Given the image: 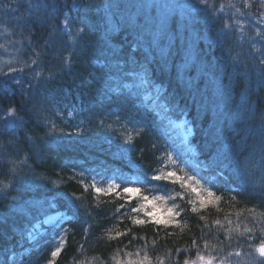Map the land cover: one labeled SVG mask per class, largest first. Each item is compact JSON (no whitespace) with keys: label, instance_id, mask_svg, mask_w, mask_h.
I'll list each match as a JSON object with an SVG mask.
<instances>
[{"label":"trees","instance_id":"1","mask_svg":"<svg viewBox=\"0 0 264 264\" xmlns=\"http://www.w3.org/2000/svg\"><path fill=\"white\" fill-rule=\"evenodd\" d=\"M225 1L234 7L228 15H212L193 0H108V8L102 0H77L76 8L71 7L73 0H46L58 6L50 7L44 17L43 9L30 10L19 3L17 11L18 0H0V44H4V29L11 33L6 34L10 41L6 49L0 48V54L7 57L10 52L16 57L15 61L0 58V71L19 68L18 60L30 63L32 48L41 52L45 69L60 66L57 54L72 53L75 60L70 72L35 90L27 87L34 72L27 68L25 73L13 72L12 76L22 78L23 94L11 77H0V115L10 106L28 103L30 92L38 107L64 113L53 116L55 134L38 142L31 152L32 146L24 142V129L16 132L20 143L5 148L8 153L19 148L21 159L29 154L30 158L21 166L14 190L0 191V264H48L60 237L65 244L55 264H136L145 254L151 264H184L187 259L206 264L208 259L221 260L231 253L255 252L252 246L260 243L264 228L260 223L264 220L260 216L264 213V177L257 167L264 139V75L259 70L264 66L258 60L234 63L232 49L240 40L235 28L224 31L223 25L232 23L236 13L248 21L264 19V7L259 0L210 3L218 13ZM65 15L73 34L84 23L88 25L87 34L76 44L65 31ZM21 17H31V22L24 24ZM260 26L264 31V23ZM12 42H17L14 47ZM21 49L23 55L18 52ZM93 77L99 81L96 91L82 95L76 90L81 79ZM85 100L84 111L68 117L66 109L71 105L80 108ZM181 119L194 126L189 144L173 128L172 120ZM141 128L144 131L137 135ZM129 135L132 142L126 144ZM235 143L246 144L245 156L256 152L257 164L251 166L255 185L243 184L232 169L218 175L213 164L216 154ZM171 154L178 164L170 162ZM157 169L195 176L201 182L193 186L201 196L206 195L202 188L209 186L204 181L215 178L218 188L213 191L223 198L218 205L213 199L196 214L186 203L192 199L200 207L190 188L182 190L177 183L155 192L142 189L137 196H163L157 206L179 204L185 211L177 217L181 227L133 226L128 216L121 222L120 214L114 215L122 199L95 193L82 178L87 172H101L124 183L126 176L133 175L145 184ZM11 179L0 175V189ZM164 183L151 181L148 187ZM84 185H89L87 190ZM229 187L236 191L229 192ZM179 191L183 199L176 198ZM139 203L143 201L134 196L129 207ZM126 211L121 209V213ZM133 215L145 218L144 212ZM126 228L131 232L116 238ZM246 228L253 229L251 240ZM194 238L203 261L197 259Z\"/></svg>","mask_w":264,"mask_h":264},{"label":"snow or ice","instance_id":"2","mask_svg":"<svg viewBox=\"0 0 264 264\" xmlns=\"http://www.w3.org/2000/svg\"><path fill=\"white\" fill-rule=\"evenodd\" d=\"M261 7H264V0H259ZM19 3H23L26 5V7L30 10H44V17L48 16V9L57 7L58 5H48L46 3V0L44 2H41V0H18V7L17 11H19ZM200 3L205 6V9L208 10L212 15L216 14V8L215 6L210 3V0H200ZM102 6L105 8L110 7V4L108 3V0H102ZM249 6V5H246ZM7 7H11V5H8ZM72 8L78 7L77 0H73ZM87 7V6H86ZM224 5H220V11H223ZM237 12H239V9H237ZM243 15V13H241ZM20 20L24 23H30L31 17H21ZM62 23L64 25L65 31L68 34L69 40L72 44L78 43V40L83 36L87 34L88 25L86 23L83 24V26L77 28L76 33L73 34L69 29V17L67 15L64 16ZM259 23H264V19L259 21ZM240 25V21L236 20L233 23H227L225 22L223 25L224 31H230L234 27ZM241 27V31H242ZM4 32L8 35H11V33L8 31L7 28L4 29ZM15 43L12 42V46H15ZM22 43V42H20ZM29 44H31V41H29ZM7 45L0 44V48L6 49ZM252 50L253 54L256 56L258 63L261 66H264V32H261L259 28L256 29L255 32V38L253 39L252 44ZM20 55H23V50H18ZM30 55H31V62L28 63L26 61L18 60L17 63H20L21 66L19 68L15 67H9L8 71H0V77L8 76L11 77L14 81V83L18 86L21 93L23 94L25 91L24 83H22L21 77L12 76L13 72H19V73H25V68L29 70V72H34V75L29 76V83L27 84L28 89L35 90L37 87H39L41 84H47L51 81L56 80L58 77H62L63 74L67 71L70 72L73 69V66L75 64V60L73 58L72 53H69L68 55H65L63 57L59 56L58 54L55 56L57 60H60V66L56 67L55 65H48L45 69L44 61L41 59V52H38L35 50V48L30 49ZM232 60L234 63L239 64V61L236 57H232ZM261 71V74L264 75V67H261L259 69ZM99 86V81L95 80V77L93 79L84 80L81 79V82L76 85V90H79L82 95H87L88 93H91L93 91H96ZM28 103H31L33 106L28 107ZM28 103L20 104L17 106H10L7 109H4L3 115H0V175H8L11 176V180L4 184L3 189H0V191L4 190H14L19 170L21 166L27 164V160L30 158L29 155L23 156V158H20L21 149L17 148L15 152L8 153L6 152L5 148L6 146H14L18 145L20 143L16 132L18 130L24 129L25 130V143L30 144L32 147L29 150L30 152L35 148L38 142H43L47 137L52 136L55 134L56 131V123L53 119V116H63L64 113L62 111H53L49 112L48 108L46 107H38V101H35L33 99L32 93H29V101ZM88 102L87 100L82 101V107L75 108L73 107L72 112L67 113L68 115L73 114H79L84 111V106H87ZM35 122V123H33ZM32 123V127H28V125ZM99 125L101 127L104 126V120L101 119L99 121ZM44 129H47V131H44ZM43 131L44 135L43 137L40 135V132ZM82 131V130H81ZM144 131L143 128L137 130V135H140ZM262 133H264V128H262ZM132 137L129 135L124 139V143L131 144ZM153 147H155L153 145ZM247 151L246 144L242 147L240 143H235L232 145L227 146L224 150L218 152L216 154V159L213 161V164L217 169H219L218 175H223L225 169H232L234 173L239 177L240 181L243 184L247 185H255L257 183L255 179V174L253 173L251 166L253 164H257L256 161V152L250 153L248 156L244 155V152ZM260 152V162L257 164V167L259 169V173L261 177H264V139L261 141V147L259 149ZM15 156L16 158L13 159L12 157ZM176 163V161H174ZM157 174L151 175L150 177H147L145 180V188L144 191H152L155 192L157 189L163 190L167 184H179V187L183 190L186 188H190L192 192L196 193L198 197V202L200 207L198 208L196 206L197 201H194L192 199H188L186 201L187 204L191 205L190 211L192 213L199 214L201 209L207 208V206L212 203L213 199L216 202V205H218V202L223 198L222 196H217L216 192L213 191L214 188H218V184L216 183L215 178H213L211 181H204L205 185H209L207 187H203L202 190L204 193H206L205 196L200 195V190H198L196 187L193 186V184H200V180H197L195 176H189V175H179L176 171H168L161 173L157 169ZM225 180L228 179L227 176L224 177ZM151 181H163L165 182L163 185L161 184H151V187H148V184ZM83 183V181H81ZM85 190L88 189L89 185H84ZM91 187L94 189V192L99 194L102 192L108 193V194H114L115 198L122 199L124 202L121 203L117 208L115 209V214L119 213L118 219L122 222L124 216H128L129 220L131 221L133 226H144L148 223H151L155 228L159 229L161 227L167 228L169 225H173L175 227H181L179 221L177 220V217L181 215L182 212L185 211L184 208H181L179 204H173L171 208L166 209V212L168 213L167 216L161 217L158 214L157 211V200H163V196H152L151 199H149L148 195H139L142 192V189L140 187H133V186H124L121 187V184L119 183H109L107 188H102L99 186H96V183L93 182ZM261 187L264 188V182L261 183ZM229 192H234L236 189L229 187L227 189ZM174 191V189H173ZM6 194V193H5ZM136 197L138 201H143V203H139L138 206H131L132 199ZM176 198L183 199V191H179L175 193ZM83 197H76V199L80 200ZM171 198V197H170ZM151 204L152 211H147L148 205ZM264 206V205H262ZM127 208V211L124 213H121V209ZM250 211H255V209H251ZM144 212V219L139 218L138 214ZM261 217H264V213H260ZM200 219H205V217H199ZM215 224H220L219 220L214 221ZM229 224L232 223V221H228ZM261 224H264V220L260 221ZM89 227H91L89 225ZM131 232V228H126L123 232H118L116 234V238H119L121 236L128 235V233ZM245 232L248 233V239H252L251 233L253 232L252 228H246ZM245 232L240 233V235H244ZM261 236L262 239L260 240V243L258 245L252 246L254 248V251L258 254L253 258L254 264H264V228H261ZM135 239V237H133ZM131 243V240L129 241ZM65 244V240L63 237H60L59 241L56 242V246L53 251H51V258L48 261V264H55V258L59 256V254L63 250V245ZM153 244H155V241H153ZM192 246L194 248H197V259L200 261L204 260V257L200 254L199 248L197 245V241L194 238L192 240ZM207 241H205V247H207ZM81 249H83V246H81ZM181 250L177 249V253H179ZM140 250L138 249L136 252V255L139 256ZM128 255H131L129 253ZM236 255H240L239 252L236 253ZM227 260V257H224L220 260V264H225V261ZM147 261L148 264H151V258L145 254L144 257L137 261L136 264H144V262ZM184 264H196V261L189 262L188 260L184 261ZM206 264H211V261H207Z\"/></svg>","mask_w":264,"mask_h":264},{"label":"rangeland","instance_id":"3","mask_svg":"<svg viewBox=\"0 0 264 264\" xmlns=\"http://www.w3.org/2000/svg\"><path fill=\"white\" fill-rule=\"evenodd\" d=\"M193 1H195L198 4V6H203V8L205 7L204 5L200 3V0H193ZM227 4L228 3L225 1L223 11H219L218 13L216 12L215 15L222 14V13L227 14V15L230 14L232 10L234 9V7H229ZM203 11H205V9H203ZM236 20L240 21V25L234 27L235 30L237 31V35L240 41H238V46L232 49V53L239 60L240 64H243V63L249 64L252 61L257 60L256 56L253 54L252 44H253V39L255 38L256 29L259 28L261 32H264L260 26L262 25V23H259V21H261L262 19L248 21L247 19H244L243 17H241L240 15L236 13L234 18H232V23ZM241 27L243 29L242 31H241ZM1 38L4 39L3 41L4 44L10 41L6 36V33H3L1 35ZM3 57H5L6 60H7V57L12 59L13 61L16 60V57L13 56L10 52H8L7 57L4 54V52L2 53V55L0 54V58L2 59ZM7 61H10V60H7ZM68 107L69 106H67V108ZM73 107L74 106L71 105V107L66 109V114L69 112H72ZM178 128H181L180 132L182 133V135L185 137L186 140H188V138L193 133L192 127L189 125L185 126L184 122H179ZM82 176L87 178L90 181L91 185L93 184V182H95L96 186H99L102 188H107L108 184L112 182L118 183L113 178H110L108 176H105L103 174H98V173H87ZM102 193H105V192H102ZM105 194H108V193H105ZM148 206L149 207L147 208V211H152L151 204H149ZM168 208H169L168 206L161 204L160 206L157 207V211L161 217H165L166 215H168V213L166 212V209ZM257 255L258 254L256 252L251 253V256L233 255L227 258V260L225 261V264H254L253 258ZM210 261H211V264L220 263V260H210Z\"/></svg>","mask_w":264,"mask_h":264}]
</instances>
